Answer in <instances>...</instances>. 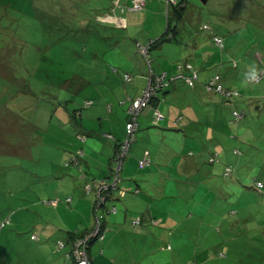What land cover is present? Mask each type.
I'll use <instances>...</instances> for the list:
<instances>
[{"label": "crops", "instance_id": "obj_1", "mask_svg": "<svg viewBox=\"0 0 264 264\" xmlns=\"http://www.w3.org/2000/svg\"><path fill=\"white\" fill-rule=\"evenodd\" d=\"M189 1L196 7L195 0H184L181 3L180 15L175 17V25L170 28V34L171 36L174 34V38L168 35V39L155 43L161 44L160 46L163 42L169 43L161 48L164 53L159 58L151 57L152 49L158 46L153 44L149 48L148 55L152 59L151 61L149 59V62L144 59L137 41L154 40L161 37L164 32L161 31L160 36L158 34L155 38H139L136 32L129 31L130 26L136 22L132 18L125 19V11L116 8L111 1L104 4L99 0L94 3L90 0L86 6L69 8L63 17H59L56 11H49V21H44V23L41 21V28L50 24L53 26L52 32H56L54 29L56 25L77 26L79 29L89 30L88 28L92 27L95 22L105 24V28L114 27L121 30L120 40L115 44L112 43L110 50L100 51V57L97 53L88 56L78 54L73 62L75 72L68 75L61 74L64 68L62 62L68 55L64 43L61 45L65 48L58 45L56 51H48L46 56L40 53L42 52L40 48H38L39 52L35 53L37 57L33 53L29 56L27 48L29 41L12 34L14 31L12 27L0 22V26L4 27L0 29V33L3 30L11 32L8 34L11 38L10 45L3 43L0 37V95L13 91V95L7 102L8 105L1 104L3 107H0V147L9 153L27 157L29 154L33 155L31 145L40 141L39 136H36L38 130L40 133L44 132V136L50 139L54 136V128H59L61 133H66V128L72 127L86 135L84 145L81 143L76 150V152L82 151L81 177L78 171V175L75 173V175L66 176H60L59 172L53 170L49 171V174L44 173L43 179H47L42 181L39 185L41 187L35 189L37 191L30 197L26 211L15 221L19 224L25 222L31 226L29 237L22 239L21 235L19 233L16 235L17 231L11 230L10 226L5 234L8 236L10 233L13 236L12 239L7 238V240L11 241V250L14 255H10L7 248H3L0 244V264H74L72 260L66 259L68 247L65 246L63 251H55V244L58 240L67 239L68 241L74 232L79 234L91 229L94 194L93 192L87 193L84 186L88 182L97 183L99 179L107 177L111 171L114 150L124 136L130 100L141 93L147 84L150 72H165L170 77L177 73V66L180 64L195 68L198 72V79L192 87L183 83H175L159 90L150 104L163 113V118L156 124L152 123L151 107L142 110L138 117L139 137L135 135V141L139 139L140 143H131L129 149H131L132 157L126 155L118 188L113 191V197L107 202L108 206L115 205L116 209L104 213L101 221L104 237L91 242L89 254L93 264H142L147 251H150L153 259L158 256L156 261L153 260V264L164 263L162 252H165V257L170 259L176 256L181 257L186 264L192 261L200 264L196 256L201 264H221L218 261L211 263L214 261L209 258L208 249L204 245L194 247L191 251L183 247V243H187L184 233L188 232L186 231L188 229H193L189 225L191 221L180 216L179 209L187 208L190 202L187 201L183 205L181 200L168 198L178 195L180 189L173 183L172 173L166 174L160 167L161 164H158L165 160L158 159L155 154L169 155L170 161H166V166H168L169 162L177 158L174 153L184 158L187 142L190 143L188 138L198 135L201 138L199 146L202 151L197 161L192 162L189 167L183 164L185 168L190 169L187 171L192 175V172H195L200 165L202 155L209 153V144L220 143L225 139L223 130H220L224 124L217 121L218 118L222 119L220 115H217V106L229 108L231 114L233 108L238 106H252L255 100L253 92L246 91L232 71L234 67H237L234 53L239 48L234 36L239 24L232 22H241L243 19L239 17L240 15H245V17L251 15L252 20L258 23L264 22V4L257 0H225L215 9V13L220 17V24L211 28L210 33L192 36L187 34L186 42H184L182 36L178 34V22ZM160 2L158 5L162 8L163 0ZM126 3H129V0L123 1V5ZM5 9L3 3H0V16ZM155 13L160 16V10ZM98 16L101 17L100 20ZM141 22L143 23V20ZM155 22L157 29L160 28L159 19L158 22L153 21ZM200 23L198 30H201L200 25L204 22ZM219 30L229 32V34L222 35ZM213 32L223 36L225 41L223 50L213 43L211 39ZM52 37L51 44L56 42L54 38L61 40L58 35L53 34ZM12 47L17 49L13 53ZM58 48H63V50ZM177 51L180 52L181 57L178 56ZM168 52L172 55L170 62L166 59ZM256 55L258 60H251L249 64L256 62L264 67V59H262L264 55L261 53ZM182 57L184 59L181 60ZM45 65L48 66L47 69H43ZM43 70H52L57 74L49 76L42 74ZM124 72L131 74L129 82L123 80L122 73ZM215 73L221 75V81L226 87L236 89L239 93L232 103L222 102L217 93L205 89V81ZM29 79L39 80L47 85L50 91H47L45 95H42L43 91L35 93ZM56 84L58 87H55ZM233 85L237 86L233 87ZM45 87L42 86L41 89ZM87 99L92 100V104L83 109L88 112L83 116L81 111V116L75 117L73 110L81 107ZM69 104L73 107L70 108ZM32 111H37L38 117L30 113ZM26 117L27 119H24ZM232 121H236L233 116ZM104 132L111 133L114 139H106L103 136ZM168 136L173 137V140L167 141ZM98 138L106 140V143H100ZM142 138L146 143L153 142L158 145V150H150L141 144ZM155 139L157 140L154 141ZM190 151L187 153L192 154ZM213 152L217 153V158L214 161H209L208 158L209 163L217 162L219 159V151L213 150L210 156ZM67 156V153H63L59 156V160L62 162ZM144 156L150 158V165L138 168V159ZM252 161V158L248 160L243 157L241 169L238 158L225 163L222 166L221 176L228 178L227 183H222L220 180H216L215 183L211 181L209 185L199 189L200 198L204 196L201 202L204 204L214 200V203H210V207L213 208L216 203L222 206L223 201L218 198L223 197L218 194L221 195L232 189L241 191V188L233 183L234 181L244 179L252 183L254 178L264 180V175L250 176ZM227 166L234 167L230 175L224 174ZM173 167L179 171L182 170L179 161H176ZM204 174L209 177L211 172ZM250 189L262 191L257 188ZM260 193L264 194V191ZM65 197H70L71 200L65 202ZM206 197H211V199L206 200ZM50 198H57L59 201L56 205L44 202L45 199ZM228 201L224 200V204L230 203ZM236 201L239 203L238 200ZM259 204L264 205V197ZM252 207L259 206L253 205ZM237 213L238 211L235 210V214ZM14 215H17V212L11 209L8 214L9 220L14 222ZM135 218L140 220L138 225L132 224V219ZM19 219L22 221L17 222ZM184 226H187L185 230H183ZM32 234L38 237L32 239L30 237ZM183 235V240L180 241ZM94 241L97 242L95 249ZM190 252L191 255H187Z\"/></svg>", "mask_w": 264, "mask_h": 264}, {"label": "rangeland", "instance_id": "obj_2", "mask_svg": "<svg viewBox=\"0 0 264 264\" xmlns=\"http://www.w3.org/2000/svg\"><path fill=\"white\" fill-rule=\"evenodd\" d=\"M4 1L5 0H0V3ZM92 1L93 3L96 2V0ZM108 1H111L114 5L115 2L117 3L120 0H99V2L104 4ZM121 1L123 3V1L127 2L128 0ZM195 1L196 7L191 5L189 1L181 20L178 22V34L182 36L184 42H186L187 34L192 36L210 33L198 30V24L200 22L209 23L212 29L220 24V17L215 13V9L225 0H208L205 4L201 3L199 0ZM10 2L11 6L6 4V2L3 4L6 9L0 16V22L12 27L14 30L12 34H16L18 37L29 41L27 47L29 56L33 53L34 56L37 57L35 53L39 52L38 48L42 51L40 53L46 56L48 51L54 52L58 45L64 43L68 50V55L62 62L64 68L61 74L65 73L68 75L75 72L73 62L78 54L88 56L92 53H97L100 57V51L110 50L112 48V43L115 44L119 41L122 35L121 30L115 29L114 27H111V29L105 28V24H99V22H95L92 27L88 28L89 30L79 29L77 26L56 25L54 26L56 32H52L53 26L50 24L44 25V28H41V21L43 23L44 21H49V11H56L59 17H63L69 8L86 6L90 3V0H11ZM257 2L264 4V0H257ZM130 3L131 0H129V3H126L128 8L124 13V17L125 19L132 18L136 22V24L129 28L131 33L136 32L139 38H155L161 31L162 33L166 31V35L171 36L168 24L169 26L171 25L170 27H173L175 25V20L171 16V10L168 11V9H166V3H163V7L161 8V6L158 5L161 3L160 0H146L144 8L140 10L130 9ZM157 10H160V16L156 15L155 11ZM239 17L243 19L241 22H232L233 24H239L234 32L239 47L234 53L235 59L237 60V67H234L232 71L233 75L237 76L236 79L239 81V84H241L240 74L245 66L248 65L251 60H258L257 53L264 55V22L258 23L256 20H252L251 15H247L246 17L245 15H240ZM100 18L101 17L98 16L99 20ZM158 19L161 27L157 29L156 22L153 23V21L158 22ZM141 20H143V23ZM3 28L4 27L0 26V29ZM10 33L11 32L8 30H3L0 33L3 43L10 45L11 38L8 35ZM53 34L58 35V37L60 36L61 40L54 38L56 42L51 44ZM220 34L227 35L229 32L220 31ZM158 38L154 40L148 39L146 42L139 41V49H143L141 52L147 62V59H150V61L152 60L151 57L159 58L160 55L162 56L164 52L161 48L169 44L167 42H163L162 46H160L161 44H155L159 41ZM153 44L158 46L152 49V56L150 57V55H148L149 47ZM174 44L176 45L175 42ZM64 45L61 46L65 48ZM19 46L18 48H20ZM146 46L147 49H145ZM63 48L58 49L63 50ZM11 49L12 53L17 50L14 47ZM177 49L179 50V47H177ZM177 53L178 56H182L179 54V51H177ZM171 56L169 52L166 54L167 62H170ZM182 59H184V57H182L181 60ZM36 65L37 63L35 62V66ZM47 68L48 66H43V69ZM42 74L51 76L57 74V72L43 70ZM19 75H21V71H19ZM109 75L110 74H108V76ZM29 82L35 93L43 91L42 95H45L47 91H50L48 86L42 84L39 80L29 79ZM42 86L46 87L41 89ZM236 86L237 85H233V87ZM245 89L246 91L253 92L252 94L255 98L254 103L250 107L238 106L236 109L242 111L243 116L240 119L237 118L236 121H232V114L229 108L217 106V115H220L222 118H218L217 121L220 124H224L223 128L220 130H223L225 139L220 141V143L212 142L209 144V153L207 155H202V160L199 161L200 165L196 168L195 172H192V175L188 172L190 169L185 168L183 164L185 163V165L189 167L192 162L197 161V157L200 151H202L199 146L201 138L198 135H192L188 138L190 143L187 142L183 155L184 158H181L180 154L174 153L177 158L169 162L168 166H166V161H170L169 155L155 154L158 159L165 160L158 162V164H161L160 167L166 174L172 173L171 179L180 189L178 195H173L168 198L170 200H181L183 201V205H185L187 201L190 202L187 208L179 209L180 216L188 218L189 221H191L189 225L193 229H188L186 230L188 232L184 233L187 243H183V247L191 251L194 247H201L204 245L208 249L209 258L214 261L211 263L218 261L221 264H264V205L259 204L262 197H264V194L260 193L264 191V188L258 189L262 191H257L254 186L251 185L250 180L245 181L244 179H240L234 181L233 183H236V185L241 188V191L232 189L228 192L221 193V195L218 194L223 197L218 198L223 201L222 206L216 203L213 208L210 207V203H214V200L204 204L201 202L204 196L200 198L201 193L199 190L209 185L211 181L215 183L216 180H220L222 183H227L228 178H222L221 176L222 166L225 163H229L230 160H237V158L240 159V169L243 163V157L248 160L250 158L253 159L251 169L249 170L251 177L264 175V78L255 85L245 87ZM71 93L76 95V93L72 91ZM12 95L13 91H7L3 95H0V107H3L1 104L8 105L7 102ZM69 107L72 108L73 106L69 104ZM87 107H84L83 104L81 107L79 106L83 116L88 112L87 110H83ZM30 113L37 116V111H32ZM24 119H27V117ZM37 121L40 123L38 119ZM66 129V133H61L59 128H54V136L51 139L45 137L43 131V133H40L38 130L36 136H39L40 141L31 145L30 149L33 155L29 154L27 157L9 153L0 147V217L8 219V223L3 228H0V244H2L3 248H7L10 255H14V253L11 250V241L7 240V238L12 239L13 236L10 233H8L7 236L5 233L8 232L11 226V230L17 231L16 235L19 233L22 239L29 237L31 226L25 222L19 224L15 223V221L17 217L21 216L26 211V205L30 197L37 191L35 189L41 187L39 185L43 180L47 179H43L44 173L49 174V171L53 170L59 172L60 176H66L68 174L75 175V173L78 175L79 173L81 177L82 168L72 165L71 158L76 155L75 152L79 148L78 146L81 145V143L84 145L85 140L83 141L78 137L77 134L79 132L74 128L68 127ZM139 133V131H136L135 134L137 137H139ZM106 139H114V137L108 136ZM156 140L157 139L154 141ZM166 140L171 141L173 137L168 136ZM98 141L103 143L106 140L99 139ZM141 142V144L150 150H158V145L153 144V142L146 143L144 138H142ZM134 143H140L139 139L136 141L134 140L132 144ZM234 148H237L238 152L240 150L242 155H234L232 152ZM129 150L127 156L131 158V149ZM162 150L163 149H161V151ZM213 150L219 151V159L217 162L209 163L207 161ZM188 151L192 154H188ZM63 153H67L68 156L61 162L59 156ZM213 154L214 152L212 155ZM30 156L32 157L30 158ZM176 161L181 163L182 170L179 171L176 167H173ZM65 164H67V166H65ZM206 172H211V175L207 174L209 175V177H207L204 174ZM73 193L71 194L73 195ZM209 199H211V197H206V200ZM224 200H229L228 202L230 203L225 205ZM236 200H238L239 203H237ZM197 203L199 204L193 207L190 206ZM206 204L208 206H206ZM253 205L259 207L253 208ZM11 209L17 212V215H14L13 218L14 222L8 218ZM235 210L238 211L237 214H235ZM21 221L22 219L17 220V222ZM186 228L187 226H184L183 230ZM184 235L181 237L180 241L183 240ZM66 240H64L65 245L55 251H63L65 246H67L70 251L71 243ZM94 242L95 249L97 242ZM146 254L147 256L144 257V262L142 264H153V260L158 259V256L153 259V257L150 256V251H147ZM161 254L164 255V258H162L163 264H186L181 257L176 256L170 259L167 256L165 257V252ZM187 255H191V252ZM196 259L201 264L198 256H196ZM191 263L194 262L192 261Z\"/></svg>", "mask_w": 264, "mask_h": 264}, {"label": "built area", "instance_id": "obj_3", "mask_svg": "<svg viewBox=\"0 0 264 264\" xmlns=\"http://www.w3.org/2000/svg\"><path fill=\"white\" fill-rule=\"evenodd\" d=\"M178 0H165L166 9L170 4H176ZM144 0H131L130 9L132 10H140ZM114 6L120 8L121 10H126L128 7L123 5L118 1L114 4ZM203 31L212 32L211 26L209 23H203L201 25ZM211 39L215 45H217L220 49H224V39L220 35L214 34L211 35ZM137 45L140 46L139 43ZM147 49V46L145 47ZM143 49L140 48V52ZM142 53V52H141ZM148 58V55H147ZM149 62V59H147ZM147 62V61H146ZM177 73L172 76H167L165 72L154 73L150 72L148 81L146 86L142 89L141 93L130 100V104L127 110V119L125 122V132L122 140L117 144L114 154L112 156V166L111 171L109 172L107 177H103L95 182H88L84 186V190L87 193L93 192L94 194V202H93V223L90 230L84 232L83 234H75L72 233L68 242L71 243V249L66 253V259L72 260L74 264H93L92 257L89 254V248L91 242L95 239H102L104 237V230L102 228V218L106 211H115V205H107V201H109L113 197V191L117 190L119 177L121 174V169L123 165V161L129 151L131 143L135 140V133L138 129V117L140 116L142 110L147 107H151L152 111V123L156 124L163 118V113L157 107L151 106V99L157 95L159 90L165 89L175 83H183L187 86L192 87L195 85V82L198 79V73L194 68H191L189 65H178ZM125 82H129L131 80L130 73H123L122 76ZM264 78V74H262L261 79ZM260 79V80H261ZM205 89L207 91H212L214 93H218L220 95V99L222 102H233L234 99L239 96V93L236 90H233L229 87H226L222 81L219 73H215L211 77H209L204 83ZM92 104V100H85L83 106L87 107ZM232 115L234 119H240L243 116L242 111H238L236 108H233ZM78 137L81 140L86 139V135L83 133H78ZM104 137L112 136L111 133L104 132ZM237 152V149L233 150ZM82 151H77L76 155L71 158L72 165L81 167V159ZM217 153H214L209 157V161H214L217 157ZM68 163V162H67ZM150 164V158L144 156L138 159L137 166L138 168H144ZM67 165V164H65ZM234 170V167L227 166L224 170L225 175H230ZM251 184L254 185L257 189L264 188V181L259 179H255ZM71 200L70 197H65L64 201L69 202ZM59 200L57 198L45 199V203H51L56 205ZM8 223V219L0 217V228L4 227ZM140 220L138 218L132 219L133 225H138ZM32 239H36L38 236L36 234H32L30 236ZM65 245L64 241L58 240L55 244V250H59ZM169 247V246H168ZM190 264H196L190 263Z\"/></svg>", "mask_w": 264, "mask_h": 264}, {"label": "trees", "instance_id": "obj_4", "mask_svg": "<svg viewBox=\"0 0 264 264\" xmlns=\"http://www.w3.org/2000/svg\"><path fill=\"white\" fill-rule=\"evenodd\" d=\"M11 0H5L4 2H2L3 4L6 2V4H8L9 6H11V2H10ZM184 0H178L177 1V3L176 4H170L169 3V6L167 7V9H168V11H170L171 10V16L174 18V20H175V17L176 16H179L180 15V12H181V8L179 9V6L181 5V3L183 2ZM120 3H122V1L120 0ZM163 3H165V0H163ZM131 4V3H130ZM129 4V5H130ZM146 4V0H144V3H143V5H142V8L144 7V5ZM124 11H126V10H124ZM204 23H207V22H204ZM203 24V23H202ZM201 24V25H202ZM201 25H200V28H201V30H203L202 29V27H201ZM171 26V25H170ZM169 26V24H168V28L170 29L171 27ZM211 26V25H210ZM212 28V27H211ZM171 30V29H170ZM169 30V32H171ZM166 31H164V33L161 35V37H159L158 39H159V41H163V40H165V39H168V36L166 35ZM214 34H217V33H214ZM217 35H219V34H217ZM221 36V35H220ZM172 38H174V34H172V36H171ZM221 37H223V36H221ZM224 39V38H223ZM225 42V41H224ZM137 43H139L138 41H137ZM150 48V47H149ZM195 69V68H194ZM115 70V69H114ZM196 70V69H195ZM197 71V70H196ZM125 73V72H124ZM198 73V72H197ZM122 76H123V73H122ZM55 87H58V85L56 84L55 85ZM230 88V87H229ZM232 89V88H231ZM158 93V92H157ZM218 94V93H217ZM219 95V94H218ZM220 96V95H219ZM153 99V98H152ZM152 99H151V101H152ZM84 104V103H83ZM73 115L75 116V117H80L81 116V111H80V108H78V109H76V110H73ZM233 116V115H232ZM124 128H125V126H124ZM125 132V131H124ZM136 135V134H135ZM237 149V148H236ZM239 150V149H238ZM234 152V151H233ZM234 154H236V156H240V155H242L241 154V151L239 150V152L237 151V152H234ZM254 179H256V178H254ZM119 180H120V177H119ZM260 180V179H259ZM261 181H264V180H262L261 179ZM75 234H77L76 232H75ZM79 234H83V233H79Z\"/></svg>", "mask_w": 264, "mask_h": 264}, {"label": "clouds", "instance_id": "obj_5", "mask_svg": "<svg viewBox=\"0 0 264 264\" xmlns=\"http://www.w3.org/2000/svg\"><path fill=\"white\" fill-rule=\"evenodd\" d=\"M262 74H264V67H261L258 63L252 62L245 66L241 72V85L244 87L257 84Z\"/></svg>", "mask_w": 264, "mask_h": 264}, {"label": "water", "instance_id": "obj_6", "mask_svg": "<svg viewBox=\"0 0 264 264\" xmlns=\"http://www.w3.org/2000/svg\"><path fill=\"white\" fill-rule=\"evenodd\" d=\"M201 3L205 4L207 0H199Z\"/></svg>", "mask_w": 264, "mask_h": 264}]
</instances>
